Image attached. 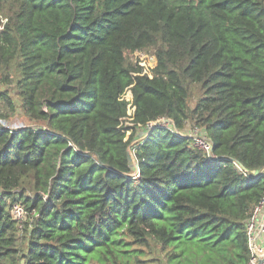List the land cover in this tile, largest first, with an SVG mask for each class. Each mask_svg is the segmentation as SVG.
<instances>
[{
	"label": "trees",
	"instance_id": "obj_1",
	"mask_svg": "<svg viewBox=\"0 0 264 264\" xmlns=\"http://www.w3.org/2000/svg\"><path fill=\"white\" fill-rule=\"evenodd\" d=\"M0 14V115L26 120L0 128V264H248L264 0H0ZM135 52L154 54L149 73ZM161 117L178 132L138 135Z\"/></svg>",
	"mask_w": 264,
	"mask_h": 264
},
{
	"label": "built area",
	"instance_id": "obj_2",
	"mask_svg": "<svg viewBox=\"0 0 264 264\" xmlns=\"http://www.w3.org/2000/svg\"><path fill=\"white\" fill-rule=\"evenodd\" d=\"M6 22L7 18L0 14V30L4 28ZM130 99L131 98L126 99L128 101V104L127 116L125 117V119L128 120L130 118L129 116L134 110L130 103ZM3 121L5 122L4 119H0V128H14L13 124H11L10 126ZM155 123L157 125L164 126L174 133L178 132L175 128H173L170 122L163 117L159 118L157 122H149L143 129V131L146 132L147 130H150L155 125ZM186 134L191 137L192 145L194 147L201 150L208 156L212 155L211 141L204 132H202L196 126H193L190 132H187ZM11 213L13 217L18 221L24 220L26 215L24 207L19 203H14L12 205ZM245 235L249 252L248 264H264V195L260 199V201L253 207L248 219L245 222Z\"/></svg>",
	"mask_w": 264,
	"mask_h": 264
},
{
	"label": "rangeland",
	"instance_id": "obj_3",
	"mask_svg": "<svg viewBox=\"0 0 264 264\" xmlns=\"http://www.w3.org/2000/svg\"><path fill=\"white\" fill-rule=\"evenodd\" d=\"M133 59L139 60V64L143 66V72H148V73H149V69L151 67H153L154 64H155V62H156L155 56H154V54L152 52H148V53L147 52H144V53L135 52L133 54ZM0 89H4V87L2 85H0ZM123 97L125 99L131 98L130 91L127 90L124 93ZM1 105H3V104L0 101V107H1ZM9 110L10 109H6L7 117H4V116H1L0 115L2 118H4V120H5V122L3 121L4 123H6V124H8L10 126H11V124H13V127H16V126H19V125L24 124V122L26 121L25 118L22 117L21 114L16 113V112H20L19 110L18 111L17 110H15V111H13V110L9 111ZM124 124H128V123L127 122H124ZM192 127H193L192 124L190 122H187L186 127L184 129V132H186V133L187 132H190V130H191ZM128 134H129V131H127V135ZM131 156H132V154H131ZM131 156H130L131 162L134 163V161H133L134 159Z\"/></svg>",
	"mask_w": 264,
	"mask_h": 264
},
{
	"label": "water",
	"instance_id": "obj_4",
	"mask_svg": "<svg viewBox=\"0 0 264 264\" xmlns=\"http://www.w3.org/2000/svg\"><path fill=\"white\" fill-rule=\"evenodd\" d=\"M143 134H144V131H141L138 135L141 136ZM129 159H130L129 161H131V158ZM134 166H135V169H138L137 163H135ZM253 173H257V170H254Z\"/></svg>",
	"mask_w": 264,
	"mask_h": 264
},
{
	"label": "clouds",
	"instance_id": "obj_5",
	"mask_svg": "<svg viewBox=\"0 0 264 264\" xmlns=\"http://www.w3.org/2000/svg\"><path fill=\"white\" fill-rule=\"evenodd\" d=\"M166 119V118H165ZM158 120V119H157ZM157 120L156 121H154V122H157ZM167 121H169L168 119H166ZM157 124L155 123V125L154 126H156Z\"/></svg>",
	"mask_w": 264,
	"mask_h": 264
}]
</instances>
